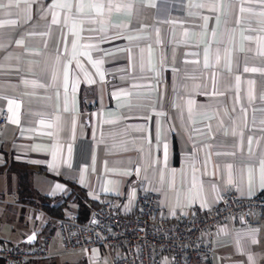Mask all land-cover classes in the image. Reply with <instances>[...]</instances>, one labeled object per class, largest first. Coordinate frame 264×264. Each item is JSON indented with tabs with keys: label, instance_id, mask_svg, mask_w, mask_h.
<instances>
[{
	"label": "crops",
	"instance_id": "1",
	"mask_svg": "<svg viewBox=\"0 0 264 264\" xmlns=\"http://www.w3.org/2000/svg\"><path fill=\"white\" fill-rule=\"evenodd\" d=\"M80 3L0 0V165H29L36 195L22 202L15 175L1 174L0 240L53 232L43 198L80 190L131 206L139 181L166 218L226 191L264 195V0ZM76 208L69 200L66 218ZM253 220L206 234L213 264H264V214Z\"/></svg>",
	"mask_w": 264,
	"mask_h": 264
},
{
	"label": "built area",
	"instance_id": "2",
	"mask_svg": "<svg viewBox=\"0 0 264 264\" xmlns=\"http://www.w3.org/2000/svg\"><path fill=\"white\" fill-rule=\"evenodd\" d=\"M6 122L7 110L2 109L0 130ZM134 185L131 206L126 199H110L95 208L85 223L64 218L53 232L31 242L0 244V261L34 264L82 253L87 264H213L214 245L206 238L208 232L231 221L253 226V216L264 214V195L243 198L226 191L216 206L166 218L157 195L142 182ZM93 248L107 259L89 261Z\"/></svg>",
	"mask_w": 264,
	"mask_h": 264
},
{
	"label": "trees",
	"instance_id": "3",
	"mask_svg": "<svg viewBox=\"0 0 264 264\" xmlns=\"http://www.w3.org/2000/svg\"><path fill=\"white\" fill-rule=\"evenodd\" d=\"M5 173H11L15 175L16 193L18 199L21 200L22 202L33 204L36 195L32 188L33 170L31 169V167L26 163L15 161L13 159H7L4 163L0 165V175ZM73 188H75L74 185ZM80 191L82 195L73 196V193L71 192L56 205H52L49 199L47 197H44L41 203V208L49 216L61 220L66 218L64 211L67 208L69 200H73V202L77 204L74 219L80 223H85L89 219L92 211L95 208H97L99 205L88 203L87 199H85L83 196L84 195L83 191L82 190ZM0 244H10V243L4 240H0ZM0 264L3 263L0 261ZM34 264H39V263H34ZM67 264H87V262L83 259V260H77L75 263H67Z\"/></svg>",
	"mask_w": 264,
	"mask_h": 264
},
{
	"label": "rangeland",
	"instance_id": "4",
	"mask_svg": "<svg viewBox=\"0 0 264 264\" xmlns=\"http://www.w3.org/2000/svg\"><path fill=\"white\" fill-rule=\"evenodd\" d=\"M5 179H6L5 176L0 175V191L3 190L4 194L7 197L9 195L8 194L9 187L8 186L5 187V184H6ZM68 214H69V212H68ZM18 241L19 240H12V242L15 243V244L18 243ZM82 255H83L82 253L62 255V256H59V257L54 258V259H49V260L43 261V262H41L39 264H52V263H55V264H67V263H75L77 260H83ZM96 258H99L102 261L107 259V257H105V256H103L101 254L99 248H93L92 253H91L90 257H89V261H91L93 259H96Z\"/></svg>",
	"mask_w": 264,
	"mask_h": 264
},
{
	"label": "snow or ice",
	"instance_id": "5",
	"mask_svg": "<svg viewBox=\"0 0 264 264\" xmlns=\"http://www.w3.org/2000/svg\"><path fill=\"white\" fill-rule=\"evenodd\" d=\"M61 6L62 7H68L69 10H71V5H69V4H65V5H61ZM87 6L90 8H93L98 15L103 14L104 5L102 3H90ZM0 7H4V5H0ZM84 7H85V4L83 3V0H81V3L77 6V11H82ZM241 11L243 12L244 9L241 8ZM245 71H249V69L246 68ZM251 71H256V69H251ZM253 242H255V241H253Z\"/></svg>",
	"mask_w": 264,
	"mask_h": 264
}]
</instances>
